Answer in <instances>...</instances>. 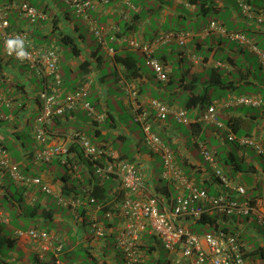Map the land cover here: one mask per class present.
I'll return each mask as SVG.
<instances>
[{"label":"crops","instance_id":"0c3cea01","mask_svg":"<svg viewBox=\"0 0 264 264\" xmlns=\"http://www.w3.org/2000/svg\"><path fill=\"white\" fill-rule=\"evenodd\" d=\"M24 1L37 7L43 15L30 18L20 14L16 5H13L8 11V18L13 28L29 32L37 44L57 47L60 54V70L64 78L63 95L74 92L81 86L88 88V100L94 105L96 112L103 115V119L97 120L80 107L66 114L53 116L48 125L49 135L53 142L60 141L69 146V154L55 157L51 161L37 159L34 152L40 144L35 138L33 127L41 114L39 93L43 88L44 78L28 64L8 58L0 39V95L2 96L0 140L7 146L11 159L20 163L26 174L42 176L54 192L53 195H46L38 186L28 187L24 197L27 205L32 206L33 203L38 202L40 206L34 217L27 216L28 210H26L28 214L23 215L25 207L15 200L17 195L10 196V202L14 204L13 211L0 206V264H56L52 251L45 252L43 255L40 242H35L28 236L16 234L17 229L31 227L51 233L57 238L56 243L61 239L64 241V250L60 257L65 262L80 260L86 263L87 260H92L95 264H120L119 259H122L123 264H126L124 256L116 248L115 231L105 238L94 237L89 231L88 224L91 217L96 216L107 223L109 220L105 217L107 208L97 209L94 205L87 203L88 195L83 196V188L88 186L87 179L97 175L90 171L91 167L85 161L77 163L79 156L76 153L81 150L72 140V135L76 131H83L89 138L90 135L95 136L97 141L91 140L96 144L106 142L119 157L133 162L145 179L146 190L144 193L137 194H129L123 190L117 178L100 180V183L108 187L106 199L103 201L116 204L126 195L144 198L156 196L163 201H168L185 192L184 187L168 184L161 178L162 157L146 145L142 124L133 118L140 127V133L136 134L127 120L121 119L117 101L131 116H133V109L132 98L128 97L129 95L121 88V78L124 79L127 76L124 67L117 61L116 55L131 54L137 60L139 74L128 79L138 85L139 100L152 113L153 131L158 133L174 150L177 164L186 175L198 186L205 187L211 194L220 191L213 165L203 155L201 144H204V147L216 158L228 155L229 159L234 157L238 160L242 169L234 174L228 173L220 161L218 164L235 183L246 185L248 197L264 196V190L257 191L264 179V166L260 161L261 158L264 159V154L252 146H241L227 139L229 131L239 136L249 134L264 147V105L247 106L231 102L232 98L241 94H256L264 97V70L261 68L259 55L250 46H242L224 34L207 32L210 21L216 19L228 30L244 32L264 50V22H259L257 18H247L236 0H139L137 2L134 0L108 2L90 0L83 12H77L75 7L65 3L64 0H0V4H18ZM250 2L253 8L259 11L264 10V0H250ZM210 11L216 13L217 17L211 18L197 31H188L190 36L186 46H181L176 39H172L156 47L155 56L164 62L169 71L166 81L158 79L147 62L145 52L130 44V39H138L141 43L148 41L146 31L148 25L152 23L154 14H159L160 20L168 16L179 20H196ZM227 21L239 24V28H229ZM96 27L103 29L101 36L95 33ZM60 33L69 34L74 38L76 45L81 49L79 55L73 56L69 48L58 45L61 41ZM211 36L214 39L207 43L209 54L199 53L197 49L204 46L200 40ZM191 41L192 45H190ZM176 43L180 49L172 46ZM137 51L142 54V61L136 57ZM218 51L226 53L225 60L217 58ZM248 52L255 55L256 66L246 56ZM195 58H200L201 61ZM83 60L89 61V70L85 73H82ZM187 65L189 66L186 67ZM258 70H261V75ZM208 71L228 85L208 86L212 83L211 79L206 77L203 80L202 76ZM188 72L195 76L193 81L188 80ZM110 79L115 82V87L112 89H109L108 85ZM214 87L221 90L216 93V96L209 93V89ZM184 90L188 92H183ZM192 92L207 93L211 99L210 105L216 106L217 118L223 125L195 122L206 107L185 108V102ZM113 98L114 101H111ZM153 98L184 109L191 122L196 124L178 122L173 115H169L165 120L157 118L156 111L149 103ZM220 129L225 131L223 136L220 134ZM209 131L218 142V146L209 147ZM110 133L118 141V146L106 138ZM129 142L130 147H128ZM229 142H232L233 146L229 145ZM65 161L69 162L68 165H65ZM70 162L73 164L76 162L74 164L76 172L74 169L68 170L72 164ZM62 167L66 168L65 172L69 171V174L76 175V178H81L82 181L74 177V179L62 177L65 174L62 172ZM3 173L0 172V188L10 179ZM65 182H76L80 185L77 188L81 194L78 195L82 201L80 205L67 207L58 203L56 196L60 193L67 197H77L71 187L68 188L69 193L62 190ZM228 191L233 193L235 198L242 199L241 196L236 195L234 189L228 188ZM3 192L5 193V190H1L0 195ZM52 201L59 205L61 210L57 211ZM43 208L52 209V216L46 215V211L43 213ZM14 213L22 214L17 217ZM212 215L218 218L219 228L226 227L229 231L238 233L244 250L248 253V264H262V260L250 254L257 248L264 247V227L254 215L240 217ZM15 219L34 222L35 225L14 227L12 223ZM47 221L54 224L40 227L41 223L46 224ZM119 221L120 218L116 216L110 222L115 226ZM181 222L185 225L187 222L194 223L184 219ZM4 224L11 229V235L4 232ZM246 236L257 241L256 248L246 249ZM141 244L152 249L151 253L147 252L145 264H169L179 255L176 250L165 249L161 240L151 232L143 233ZM162 249L166 250L167 259L161 257ZM32 255L33 259H31ZM82 256H86V259H81Z\"/></svg>","mask_w":264,"mask_h":264},{"label":"built area","instance_id":"2783aa9c","mask_svg":"<svg viewBox=\"0 0 264 264\" xmlns=\"http://www.w3.org/2000/svg\"><path fill=\"white\" fill-rule=\"evenodd\" d=\"M64 1L75 7L77 12H83L90 2V0ZM93 1L108 2L110 0ZM236 1L247 18H257L259 22H264V11L256 10L247 0ZM13 5H16L20 14L30 18L42 16L43 13L28 2L0 4V39L8 58L28 64L44 78L43 88L39 93L41 114L33 127L35 138L40 144L35 155L39 160L51 161L55 157L69 154V146L60 141L53 142L54 140L49 135L48 125L53 116L63 115L78 107L85 109L99 121L103 119V115L98 114L94 105L87 100L88 90L85 87L62 97L63 79L60 74L58 52L51 47L36 45L27 32L13 28L8 18V11ZM94 31L98 36H101L103 29L96 27ZM207 32L221 33L242 46H250L257 51L261 68L264 70V50L259 48L255 40L249 38L247 34L240 30H228L216 19L210 21ZM189 36L190 33L186 31H171L160 39L145 43L130 39V44L145 52L147 62L155 71L158 79L165 81L168 78V69L164 62L154 55L156 47L172 39H176L181 46H185ZM195 59L201 61L200 58ZM121 87L129 95L128 97L132 98L133 116L136 121L142 124L146 145L162 157V177L184 187L185 192L168 201H163L156 196L144 198L126 195L115 204L111 201H98L90 193V189L84 187L83 189L88 195L87 203L94 205L97 209L107 208L105 217L109 220L107 223L96 216L91 217L88 224L91 234L97 238H105L115 231V245L123 253L126 264H142L144 261L141 239L145 232L156 235L165 249L176 250L179 253L173 264H248L243 242L237 233L219 228L213 232L198 234L192 232L181 220L195 221L204 213L239 217L254 215L264 227V196L248 197L246 185L235 183L219 166L216 156L206 149L204 144H201L203 155L213 165L220 191L211 194L205 187L198 186L177 164L174 150L164 142L158 133L153 131L152 113L139 101V90L136 83L124 79ZM231 102L238 105L262 106L264 97L241 94L232 98ZM149 103L156 111V117L161 120L173 115L178 122L189 123L191 121L186 111L180 107L156 99H151ZM195 120L223 125L217 118L214 104L206 108ZM227 139L235 141L241 146H252L264 154V147L251 135L239 136L233 131H229ZM72 140L84 157L92 162L95 174L101 181L114 177L119 180L123 190L129 194L144 193L146 185L142 173L133 162L119 157L106 142L95 144L82 131L73 133ZM70 167L76 170L73 163L70 164ZM0 170L8 174L18 184L35 185L46 195L54 194L52 187L42 176L26 174L19 164L11 159L8 149L1 140ZM228 188L234 189L236 195L241 196L242 199L235 198ZM56 197L59 203L67 207H76L82 203L80 197H67L61 193ZM116 216L120 218V221L114 226L110 221L114 220ZM16 234L28 236L35 242H40L43 255L45 252L52 251L56 264H86L80 260L65 262L60 257L64 250V241L61 239L56 243L57 238L45 230L31 227L27 230L17 229Z\"/></svg>","mask_w":264,"mask_h":264},{"label":"trees","instance_id":"16d2710c","mask_svg":"<svg viewBox=\"0 0 264 264\" xmlns=\"http://www.w3.org/2000/svg\"><path fill=\"white\" fill-rule=\"evenodd\" d=\"M247 2L251 5L250 0H247ZM256 10H258V9L256 8ZM262 11H264V10H262ZM59 36H60L59 39L63 42V44H65V45L68 46V48L70 49V52H71V54L73 56H77V55L80 54L81 49H79V47L76 45V43L74 41V38L72 36H70L69 34H66V33H60ZM39 45H45V44H39ZM48 47H53V46H48ZM53 48L56 49L59 52V50L57 49L56 46H54ZM116 59L124 67L125 72H126V76H127V78H126L127 80H129L128 77H132V76L135 77V76H137L139 74V71H140L139 65H138L137 60L135 59V57L133 55H131V54L120 55V56L119 55H116ZM81 66L83 68L82 73L87 72L89 70V68H88L89 67V61L88 60H83L81 62ZM168 77H169V71H168ZM210 79H211L212 83L209 84L208 86H212V85H215V84L216 85H218V84L228 85V83H225V82H224L225 84L222 83V80L219 77H216L213 74L211 75V78ZM205 92H203V93L192 92V94L187 98V100L185 102V108L186 109H192V108H195V107H206L207 108L210 105V103H211V99L209 98V96ZM168 104L173 106V104H171L169 102H168ZM195 122L197 123V121H195ZM195 122H190V125L196 124ZM235 143H237V142H235ZM5 147L7 148L6 145H5ZM35 152H34V155H35ZM76 154H77V156H79L77 163H80L82 161H85L88 164V166L91 167L90 171L91 172H95V167L92 168V165H93L92 162L90 160H88L87 158H85L83 156V153L81 151H77ZM35 157H36V155H35ZM217 161H220V163L222 164V167H224L225 170L228 173H230V174H234L236 171H239V170L242 169V166L238 163V160L235 159L234 157H233V159H229L228 158V155H225L223 157L218 156L217 157ZM75 163L76 162H74V164ZM18 164L20 166V163H18ZM65 165H68V163L66 162ZM69 169H74V168L69 167L68 170ZM76 171L77 170H75V172ZM0 172H3V171L0 170ZM68 172H65V174L62 175V177H66L67 176V177H70V178H73V177L76 178V175L73 176V175L69 174ZM76 179L82 181L81 178H76ZM163 179H165V178H163ZM87 180H88V182H87V184H88L87 188L90 189V193L93 196H95L98 201L105 200L106 199V195H107V189H108V187H106L102 183H100V179H99L98 176L97 177L90 176ZM166 180H167L168 184H176L173 181H170L168 179H166ZM78 183H79V181H78ZM78 183H76V182H72V183L65 182V185H64V187H63L62 190L64 192H66V193H69L68 188L71 187V189L75 191V194L78 197V195H81L79 193V191H77L78 186H80ZM28 187H29V185H26V184H18L16 182H14L11 178L8 179L6 181V183L2 186V188H0L1 190H5V193L3 192V194L0 195V206H2L3 208H6L8 210H12L13 211L14 204L10 202V199H11L10 196L11 197L12 196L14 197L15 195H17L18 197L15 198V200L18 201L20 203V205H24V207H25V213L23 215L26 216L29 213V215H27L29 218L30 217H34L35 216L34 215L35 212L37 211V209H39L40 206H39L38 202L33 203L32 206L27 205L26 199L24 197H25L26 190L28 189ZM84 187H86V186H84ZM6 193H8V195ZM86 195H87V192L84 191L83 196H86ZM4 202H6V203L9 204V208H7L5 206ZM26 210H28V213H27ZM45 211H46V215L49 214L50 216H52V214H53V210L52 209L51 210H48V209L45 210L43 208L42 209V212L45 213ZM21 214L22 213H20V214L16 213L15 215L17 217L18 216L20 217ZM194 222L195 223L201 222V223H204V224H207V225L211 226L212 227V230L209 231V232H213L214 230L219 229L218 218L215 217V216H213L211 213H208V214H205L204 213V214H202V216L200 218H198L197 220H195ZM220 228L221 229H224V230H228L226 227H220ZM27 229H29V228H26V229H23V230H27ZM232 232L233 233H236L235 231H232ZM206 233H208V232H206ZM114 242H115V240H114ZM141 249L143 250L145 257H146V255H148L147 252L148 253H151L152 252V249L151 248H148L147 246H145V244L144 245L141 244ZM118 251L121 252V250H119V249H118ZM121 254L123 255L122 252H121ZM250 254L256 255V257L258 259L262 260V264H264V247H259L253 253H250ZM245 255H246V257H248V253L245 252ZM86 263L95 264L92 260H87ZM142 264H145V260L142 262Z\"/></svg>","mask_w":264,"mask_h":264},{"label":"rangeland","instance_id":"374dc122","mask_svg":"<svg viewBox=\"0 0 264 264\" xmlns=\"http://www.w3.org/2000/svg\"><path fill=\"white\" fill-rule=\"evenodd\" d=\"M135 2L139 1V0H134ZM213 17H217L216 13L214 14L212 11L208 12L206 15L204 16H201V18L199 19H196V20H179L177 19L176 17H172V16H168L167 18H165L164 20H160L159 19V14H154V16L152 17V23H150L148 25V28H147V31H146V35H147V40L148 41H144L145 42H150L154 39H160L161 37H164L166 36V34H168L169 32L171 31H197L200 29V27L202 25H206L208 23V21L213 18ZM227 26L231 29L233 28H239V24H234L235 22H230V21H227ZM137 37V35H136ZM151 39V40H149ZM212 39H214V37H209L208 39L206 38L205 40H200L201 42H203L204 46H202L201 48H198L197 50L199 51V53L201 54H206L208 55L209 52H208V49H207V43L209 41H211ZM137 41H139L137 39ZM187 42H189V39H187ZM48 43V42H47ZM187 44V43H186ZM58 45H62L64 47H66L68 49V46L58 42ZM190 45H192V41L190 42ZM172 46H174L176 49H180L179 45L176 43V44H173ZM137 53V54H136ZM135 54L137 55L136 57L142 61V54L139 53V51H137ZM246 56L248 57L249 61L252 60L254 66H256V60H255V55L253 53H246ZM217 58H222L223 60L226 59V53H223L222 51H218L217 53ZM189 65H187L186 67H188ZM261 70H258V73L261 75L262 72H260ZM223 72V71H222ZM221 72V73H222ZM211 72L208 71L206 73H204L202 76L204 77L203 80L206 79V77L208 78H211ZM194 77L193 76V73H190L188 72L187 73V78L189 81H193L194 80ZM108 85H109V89H112L113 87H115V82L113 79H110L108 81ZM217 90V91H216ZM221 90L220 89H217L216 87H214L213 89H209V93L211 95H214L216 96V93L217 92H220ZM183 92H188L187 90H184ZM115 98V97H114ZM114 98L111 99V101H114ZM167 99V98H165ZM117 103L119 104L120 106V110H119V113L121 115V119H125L127 120V122L129 123V125L131 126L132 129H134V131L136 132V134H139L140 133V127L137 123L134 122L133 120V116H131L130 114H128L125 109H122V106H121V103L117 101ZM203 109V108H202ZM200 111H202L201 109H199ZM211 131L208 132V139H209V147H216L218 146V142H216V140H214L213 136L211 135ZM220 134L223 136L225 134V131H223L222 129H220ZM108 140L112 141V143H115L116 146H118V141L114 138V135L112 133L108 134L107 137H106ZM90 139H92L94 142H96V138L95 136L93 135H90ZM30 142V140H29ZM229 145L233 146L232 142H229L228 143ZM131 143L129 142L128 144V147H130ZM220 147H222V145L220 144ZM131 152V151H130ZM132 154V152L130 153ZM17 161L19 160L18 157L15 158ZM262 165L264 166V159H260ZM163 170V169H162ZM66 171V168L65 167H62V172H65ZM160 176L162 178V171L160 173ZM163 179V178H162ZM164 181H167L166 179H164ZM264 190V179L259 187V189L257 190L258 192ZM5 206L7 208H9V204L4 202ZM52 204H54V201H52ZM57 211L61 210L60 206L57 205V204H54ZM102 216V214H101ZM52 224H54L53 222H50V221H47L46 224L45 223H41L40 224V227H47V226H51ZM25 225H35L34 222H27V221H20L18 219H15L14 222L12 223V226L14 227H19V226H25ZM47 225V226H46ZM4 226V232L7 233V234H12V231L11 229L8 227V226H5V224L3 225ZM187 226L190 228V230L194 233H198V234H203V233H206V232H209L212 230V227L207 225V224H204V223H201V222H197V223H191V222H187ZM262 230H263V227H261ZM247 238V236L245 237ZM244 238V239H245ZM257 241L254 240V238H247L246 239V242H245V245H246V249H254L257 247ZM160 254H161V257L163 259H167L168 258V255H167V252L166 250L162 249L160 250ZM34 256L32 255L31 256V259H33ZM83 260L86 259V256H82ZM120 260V264H123V260L122 259H119ZM175 260L171 261V263L173 264Z\"/></svg>","mask_w":264,"mask_h":264},{"label":"clouds","instance_id":"9594fccd","mask_svg":"<svg viewBox=\"0 0 264 264\" xmlns=\"http://www.w3.org/2000/svg\"><path fill=\"white\" fill-rule=\"evenodd\" d=\"M25 2V1H24ZM65 2V1H64ZM20 3H22V2H19L18 4H20ZM66 3V2H65ZM8 4H11V3H8ZM12 4H14V3H12ZM30 4V3H29ZM68 4V3H67ZM70 5V4H69ZM33 6V5H32ZM35 7V6H34ZM37 8V7H36ZM38 9V8H37ZM39 10V9H38ZM40 12H42L41 10H40ZM43 13V12H42ZM12 25V24H11ZM23 31H25V30H23ZM25 32H27V31H25ZM28 34H29V32H27ZM29 36L31 37V35L29 34ZM31 39H32V37H31ZM33 40V39H32ZM34 42V41H33ZM35 43V42H34ZM36 44V43H35ZM36 45H39V44H36ZM40 46H46V47H48L47 45H40ZM186 46V45H185ZM54 47V46H53ZM53 47H51V48H53ZM56 50V49H55ZM57 51V50H56ZM58 52V51H57ZM58 54H59V52H58ZM59 63H60V54H59ZM31 67V66H30ZM33 68V67H32ZM61 69V68H60ZM60 74H61V70H60ZM61 76H62V74H61ZM62 79H63V85H62V97H64V96H66L67 94H65V95H63V86H64V78H63V76H62ZM122 79V81L125 79V80H127L126 78H121ZM122 81H121V85H122ZM130 81V80H129ZM131 82H134V81H131ZM137 85V84H136ZM84 86H81L80 88H83ZM137 87H138V85H137ZM80 88H78V89H80ZM86 88V87H85ZM122 88V87H121ZM77 89V90H78ZM77 90H75V91H77ZM87 90H88V88H87ZM138 90H139V88H138ZM74 91V92H75ZM70 93V92H69ZM71 93H73V92H71ZM139 94H140V91H139ZM254 95H256V94H254ZM153 99H155V98H153ZM87 100H88V95H87ZM156 100H158V99H156ZM89 101V100H88ZM140 101V100H139ZM160 101H164V100H160ZM90 102V101H89ZM141 102V101H140ZM166 102V101H165ZM168 103V102H167ZM142 104V103H141ZM143 105V104H142ZM79 108V107H78ZM81 108V107H80ZM76 109V108H75ZM74 109V110H75ZM74 110H72V111H74ZM71 112V111H70ZM68 113V112H67ZM66 114V113H65ZM56 116H58V115H56ZM192 121V120H191ZM190 121V122H191ZM196 121V120H195ZM83 132V131H82ZM249 135V134H248ZM92 141V140H91ZM234 142V141H233ZM94 143V142H93ZM78 147V146H77ZM84 156V155H83ZM122 158V157H121ZM217 159V158H216ZM66 163V162H65ZM217 163H218V161H217ZM220 166V165H219ZM221 167V166H220ZM228 175V174H227ZM51 186V185H50ZM62 194V193H61ZM58 200V199H57ZM58 203H59V201H58ZM59 204H61V203H59ZM62 205V204H61ZM146 258V257H145ZM248 258V257H247ZM87 264V263H86Z\"/></svg>","mask_w":264,"mask_h":264}]
</instances>
